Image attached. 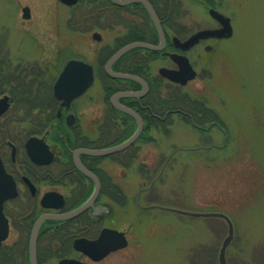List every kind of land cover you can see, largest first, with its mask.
<instances>
[{
	"label": "rangeland",
	"instance_id": "374dc122",
	"mask_svg": "<svg viewBox=\"0 0 264 264\" xmlns=\"http://www.w3.org/2000/svg\"><path fill=\"white\" fill-rule=\"evenodd\" d=\"M154 1L162 16L171 18L167 23L170 36L185 37L217 28L209 8L232 20L234 32L230 39L209 42L212 52L205 53L199 47L190 54L198 77L179 87L181 93L205 101L213 115L195 126L183 116L169 117L162 131L150 132L149 143L141 142L128 150L127 155L133 158H122L124 162L120 164L118 153L101 160V172L121 189L128 201L115 208L102 198L101 203L108 208L102 206L101 212L106 214L112 209L113 216L90 230L75 222L73 230L95 237L103 227H109L127 232L129 244L100 262L81 259L88 264H210L197 262V250L215 248L214 264H219V251L228 235L226 221L141 208L160 205L230 216L235 238L228 248L227 261L252 264L253 253L259 249L264 252V0H213L214 7L206 6L202 0ZM89 3L84 0L78 6L67 7L58 0H0V44L5 42L3 53L9 56L11 66L17 68L22 64L24 70L35 69L54 83L69 60L80 58L94 64L98 51L105 48L104 56L109 57L135 38L127 29L135 27L132 16L144 14L143 11L134 7L121 10L131 15L118 21L114 18L117 8H108L103 17H98L100 13ZM24 7L31 10L30 20L22 17ZM141 22L140 17L138 23ZM95 33L100 34V41L93 38ZM152 39L154 31L148 36L149 41ZM172 66L166 58L153 64L155 73L160 67ZM89 94L81 101L88 106H81L78 111L84 119L86 134L94 140L98 138L96 146L117 145L126 134L105 130L101 135L91 129L104 95L98 83ZM89 97L99 99L90 102ZM17 118L24 122H17ZM27 124L25 116L16 115L13 120L7 115L1 117L0 140L4 135L10 140L18 137L17 126L20 129ZM19 158L26 160L23 150ZM144 174L148 179H144ZM20 188L22 195L14 203L24 204L21 213L25 217L30 202H25V188ZM45 191L47 188L41 187L40 196ZM58 191L70 194L65 188ZM26 223L24 228L21 226V244L16 250L23 252L19 259L30 264L27 246L31 222ZM18 236L12 229L2 246H12ZM52 243L40 240L41 264H58L61 259L58 254L48 255L50 246L57 247ZM3 257L0 256V263ZM67 257L81 256L70 250Z\"/></svg>",
	"mask_w": 264,
	"mask_h": 264
},
{
	"label": "flooded vegetation",
	"instance_id": "af4514ba",
	"mask_svg": "<svg viewBox=\"0 0 264 264\" xmlns=\"http://www.w3.org/2000/svg\"><path fill=\"white\" fill-rule=\"evenodd\" d=\"M131 6L126 7H117V13L114 14V18L121 20L128 19V15H131L129 13H123L120 12L124 9H129ZM138 7H134L136 10H141L144 12L140 14L135 13L133 19L131 21L133 24H135V27H130L127 29L129 33L134 36L135 38L127 41V44L135 42V41H143V42H150L152 44L157 45L159 43V36L157 34V40H148V36L152 34V32H156V29L153 25L152 20L148 17L147 13H145V10L142 5H137ZM99 14V13H98ZM98 14L96 16H98ZM102 14L101 17L104 16V13H100L98 17ZM143 20V22L138 23V18ZM146 17H148L149 22L147 21ZM162 27L165 31L166 35V48L164 51H150L146 49H133L126 54H124L122 57H120L115 63L112 65V70L114 72H120V73H127L132 74L135 76H138L141 78L147 85V91H144V86L138 82L131 81V80H125V79H114L110 77L105 67L109 60L112 58V56L119 51L122 47L119 49H116V51L108 56H104V50L98 51L96 54V61L94 64H91L94 68L95 73V82L94 84L80 97L74 99L69 107H63L61 106V101L56 100L55 105V120L49 123L46 128L44 129V132L39 135H35L39 138H42L46 141V143L49 145L50 150L54 153V160L50 164H35L33 163L30 158L27 155L26 152V142L27 139H22L21 137H15L13 139H9L8 137H5L4 139L0 140V157L2 158V161L4 163V166L8 173H10L14 179L16 180L17 186H18V192L19 195L16 199L9 201L4 205V212L6 214V217L9 220L10 224V235L13 230H16L19 234L17 239L15 240L14 244L12 246H2L3 249V263L1 264H24L23 260L21 258L19 259V256H22L23 252H20V250H16V247L21 244L22 231L21 226L24 228V225H28L26 221L31 222L30 232L33 228L35 222L44 214H52V213H63L66 211H69L73 208H76L77 203H79L80 198L84 195V193L88 190V188H92L94 190V183L90 180H88L85 176L81 175L83 178L76 179L75 176L79 173L77 168L75 167L74 160H73V152L76 149L80 148H100L99 146H96L95 143L98 142V138L94 140L92 137L89 136V134H86V128L85 124H83V117L79 116V108L82 106H88V103H81V101L85 98H87L90 94L89 92L96 86V84H100L102 93H103V99L101 97L102 106L99 107L97 116L93 118L91 122V129L101 134L105 130L109 131H119L123 134L129 133V132H135L138 129L137 121L131 117L129 114L124 112L123 110H120L117 108L116 103L124 106L126 108H129L136 112L138 116L142 119L143 122V132H154V131H162L163 128L167 125L168 119L170 117V112L165 111L163 109V99L164 95L167 93L166 85L168 83H171L177 87H183L181 84L174 83L166 79L164 76L160 74V70L162 67L158 69V72H154L153 64L158 62V60H162L166 58L167 60H170L173 64V66L169 69L177 70L178 66L167 56L164 55L165 52L169 53H179L186 55L190 61V54L195 51L197 48L202 47L203 51L205 53H209L213 51V46L209 44L211 41H217L215 39H207V40H201L197 45L191 47L188 51L182 52L180 51L175 42L174 39L178 38L181 41H185L188 39L192 34H189L185 37L181 36H170V34L165 30V20L162 16H159ZM157 33V32H156ZM94 39L101 40V37L99 34L93 35ZM136 39V40H135ZM139 39V40H137ZM109 50V49H108ZM80 59V58H79ZM83 60V59H82ZM192 63V61H191ZM194 69L195 66L192 63ZM24 66L22 64H18L17 68H23ZM168 68V67H166ZM31 71V70H30ZM32 71H35V69H32ZM203 74H205V70L202 71ZM54 85L52 86L53 96H54ZM157 91H161V104L160 107L158 105V102L152 101V94L151 91L153 88H155ZM138 93L137 96H124V97H118L117 101H114L113 97L115 95L121 94V93ZM8 94H4L2 96H5ZM9 96V95H8ZM11 97V96H10ZM12 98V97H11ZM55 98V97H54ZM99 97L96 99L94 97H89L90 102H95L98 100ZM13 100V98H12ZM88 101V102H89ZM81 103L82 105H80ZM175 115V113L171 114ZM177 115V114H176ZM151 119H155L152 121ZM100 138V137H99ZM71 139L74 148H70L69 144L67 143V140ZM24 151L26 160H21L19 158L20 151ZM80 160L84 164L86 168H88L90 171H92L94 174L98 176L102 183L100 172L102 171L101 168V158L92 157L88 155H81ZM78 172V173H77ZM80 174V173H79ZM25 177L28 178L33 185L36 187L35 194H32V191L25 181ZM20 186H23L25 188V202H30L29 211L27 212V215L24 217V215L21 213V210L24 206V204H15L17 200L22 195ZM41 187L47 188V192H59V188H65L68 190L70 194H64L66 199V207L65 209L61 211L51 210V209H44L40 206L41 201ZM92 190V191H93ZM103 191V189H102ZM44 193V194H45ZM43 194V195H44ZM87 200V199H86ZM85 200V201H86ZM13 202L14 205L9 206V204ZM72 204V205H71ZM102 211V205L100 203V198L96 201L93 207H91L86 213L88 216H90L93 219H96L97 221L101 222L104 218ZM16 216H15V215ZM21 215V219H20ZM82 216V215H81ZM76 219H70L66 221H49L44 222L43 225L40 228L39 233V242L41 239L50 240L53 243L57 244V247L49 248L48 255H54L58 254L61 255V251L65 252L70 250L69 248V242H71V248L73 250V242L76 238L79 237H87L90 239L96 238L91 237L88 233H83L80 235L76 232V230H73V224H75ZM72 221L74 223H68L67 225L64 224L66 222ZM48 223H58L56 226H48ZM77 224V223H76ZM75 224V225H76ZM85 227L83 229H88V225H84ZM76 227V228H75ZM74 228L77 229V226ZM94 228H98V226H95ZM92 228H89L90 230ZM29 232V234H30ZM10 237V236H9ZM52 243V244H53ZM29 244V239H28ZM4 245V244H3ZM39 246V243H38ZM39 249V247H38ZM28 250V256L30 261V254H29V246L27 247ZM83 258L80 253L74 251ZM62 259V258H61ZM21 260V261H20Z\"/></svg>",
	"mask_w": 264,
	"mask_h": 264
},
{
	"label": "water",
	"instance_id": "95a60500",
	"mask_svg": "<svg viewBox=\"0 0 264 264\" xmlns=\"http://www.w3.org/2000/svg\"><path fill=\"white\" fill-rule=\"evenodd\" d=\"M62 4L72 7L78 4L80 0H59ZM111 2L118 6H128L132 4H142L148 14L150 15L157 33L159 35V44H150L146 42H134L130 43L119 51H117L112 58L107 63L105 70L107 74L114 79H125L138 82L144 86V91H147L146 83L139 78L138 76L114 72L112 70V65L117 61L120 57H122L127 52L136 49L142 48L150 51H163L166 47V36L164 30L162 28L160 19L158 15L148 0H111ZM209 15L216 20L220 27L216 29H206L201 30L192 36H190L187 40L181 41L178 38L174 39V42L178 49L181 51H187L191 47L198 44L201 40L213 38V39H230L233 36V26L231 19L218 10L214 8L209 9ZM23 18L30 19V9L28 7L23 9ZM164 55L170 57V59L176 63L178 66L177 70L162 68L160 70V74L165 78L169 79L172 82L180 83L182 85H186L189 81H192L196 78L197 72L192 67L187 56L177 53H168L165 52ZM94 68L92 65L82 61V60H70L62 72L60 73L58 79L54 85V97L61 101V106L69 107L71 102L83 95L93 84H94ZM138 93H121L115 95L113 97L114 101H117L118 97L124 96H137ZM116 103L117 108L123 110L131 117H133L138 124L137 131L125 142L102 149H87L80 148L73 152V160L76 168L84 174L87 178H89L95 185V189L90 198L78 208L71 210L69 212L60 213V214H44L42 215L34 224L33 229L30 234L29 239V252H30V262L31 264H39L38 263V236L39 231L44 221L51 220H69L75 217H78L85 212H87L91 207L94 206L96 201L99 198L101 192V182L99 178L92 173L88 168L84 166L82 161L80 160L81 155H88L92 157H107L116 153H120L122 151L130 148L141 136L143 131V122L142 119L138 116L136 112L133 110L121 106ZM11 100L8 96H4L0 98V117L7 113L10 109ZM26 152L32 162L35 164H50L54 160V153L50 150L48 144L44 139H40L38 137H32L27 140ZM25 181L29 185L32 194H35L36 187L31 183V181L25 177ZM18 196V188L17 183L14 177L6 171L2 158L0 157V246L3 241H5L9 236V221L4 213V204L16 198ZM66 205L65 197L57 192H48L41 199V206L45 209L52 210H63ZM159 209L166 212L176 213L186 217L193 218H221L226 221L228 225V235L225 237L222 246L219 251V264H228L227 261V250L229 246L232 244L235 238V227L232 219L220 212H192L185 211L171 207H164L158 205H152L149 207H143V210H152ZM128 239L125 232L118 231L111 228H103L96 239H88V238H78L74 241L73 247L74 249L86 256L90 260L94 262H100L105 259L111 253L116 251L125 249L128 247ZM58 264H87L77 259L73 258H65L62 259Z\"/></svg>",
	"mask_w": 264,
	"mask_h": 264
},
{
	"label": "trees",
	"instance_id": "16d2710c",
	"mask_svg": "<svg viewBox=\"0 0 264 264\" xmlns=\"http://www.w3.org/2000/svg\"><path fill=\"white\" fill-rule=\"evenodd\" d=\"M84 0L80 1L81 2ZM90 5H94L95 9H97L98 13H104V11L108 8H115V6L110 2V0H89ZM152 4L156 7L159 16L162 15V12L159 8H157L154 0H150ZM202 3L209 7H214L213 0H202ZM79 5V4H78ZM132 7H138L134 5ZM146 13V11H145ZM163 17V16H162ZM165 20V30H167V23L171 21L169 16L163 17ZM155 39L157 40V34L154 32ZM136 40V39H135ZM139 40V39H137ZM141 41V40H140ZM0 44V96L4 94H8L13 98V104L10 111L6 114L10 120H13L16 115L25 116L27 125H22V128H18L17 126V135L22 139H27L29 137L42 134L46 126L55 120V105L56 100L53 96L52 86L53 82L48 80L47 78L41 77V73L38 71H27L23 68H14L11 66L9 61V56L4 55L3 49L5 48V42H1ZM4 43V44H3ZM124 44V43H123ZM167 95H164V99L161 98V91L155 88L152 89V101L158 102L160 107L161 99H163V109L165 111L170 112L171 114L175 113L179 116H183L185 120H187L192 125L198 124L199 121H204L213 115L212 110L208 107V104L205 101L196 100L193 97L181 93V89L175 85L168 83L166 85ZM201 117V118H199ZM154 121L155 119H151ZM17 122H24V119L17 118ZM133 132L126 133L125 139L129 138ZM152 140L150 136V132H143L142 136L138 140V142L132 146L135 147L138 143H149ZM70 148H74V145L71 139L67 140ZM128 151L120 154L116 158L119 159L120 164H123L124 160L122 158H133L130 155H127ZM136 157V156H135ZM78 173V172H77ZM105 172H100L102 179L103 191L100 197L105 198L112 206L117 208V206H125L127 203V196L121 191V189L112 182V180L104 174ZM76 179L83 178L81 174H77L75 176ZM144 179H148L147 175L144 174ZM92 193V188H88V190L84 193V195L80 198L79 203L76 206L82 204ZM110 205V206H111ZM109 206V204H108ZM112 209H109V212L104 216V220L107 217L111 218L113 216ZM110 214V215H108ZM75 222H79L80 224L88 225L89 228H94L95 226L101 225V222L96 219L91 218L87 214H84L78 218H76ZM74 223L72 221L66 222L64 224ZM58 223H48V226H56ZM85 227V226H84ZM88 228V229H89ZM82 235V233H79ZM69 248H71V242H69ZM68 251H61V256L66 257L69 253ZM209 253V256H207ZM217 249L215 248H201L197 250V257L200 259L197 262L203 263H216L214 255L216 256ZM3 249L0 248V256H3ZM214 258V259H213ZM211 259V260H210ZM252 264L259 263L260 260L264 264V252H261L260 249L258 252L255 251L253 253ZM1 264V263H0ZM41 264V261H40ZM235 264H239L236 262Z\"/></svg>",
	"mask_w": 264,
	"mask_h": 264
}]
</instances>
